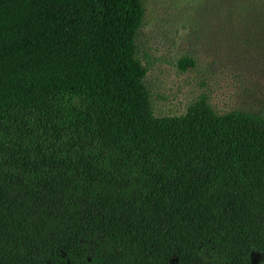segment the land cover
Here are the masks:
<instances>
[{"label":"trees","instance_id":"trees-1","mask_svg":"<svg viewBox=\"0 0 264 264\" xmlns=\"http://www.w3.org/2000/svg\"><path fill=\"white\" fill-rule=\"evenodd\" d=\"M143 19L0 0V264H264V114L154 117Z\"/></svg>","mask_w":264,"mask_h":264},{"label":"rangeland","instance_id":"rangeland-1","mask_svg":"<svg viewBox=\"0 0 264 264\" xmlns=\"http://www.w3.org/2000/svg\"><path fill=\"white\" fill-rule=\"evenodd\" d=\"M138 58L154 117L205 96L218 114H264V0H142ZM191 60L192 66L180 63ZM91 250L48 264H90Z\"/></svg>","mask_w":264,"mask_h":264}]
</instances>
